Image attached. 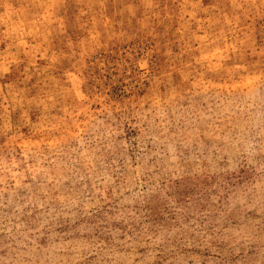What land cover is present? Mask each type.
Here are the masks:
<instances>
[{
	"label": "rangeland",
	"instance_id": "374dc122",
	"mask_svg": "<svg viewBox=\"0 0 264 264\" xmlns=\"http://www.w3.org/2000/svg\"><path fill=\"white\" fill-rule=\"evenodd\" d=\"M0 264H264V0H0Z\"/></svg>",
	"mask_w": 264,
	"mask_h": 264
}]
</instances>
